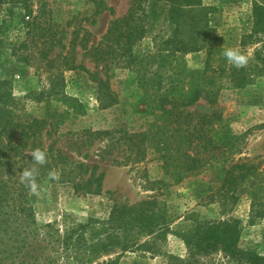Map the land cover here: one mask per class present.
Here are the masks:
<instances>
[{
	"label": "trees",
	"instance_id": "trees-1",
	"mask_svg": "<svg viewBox=\"0 0 264 264\" xmlns=\"http://www.w3.org/2000/svg\"><path fill=\"white\" fill-rule=\"evenodd\" d=\"M89 1L94 6L93 17L107 11L114 14L104 0ZM7 4L24 5L27 17L33 20L30 25L43 27L40 52L45 68L48 67L46 71L57 65L84 71L97 85L102 110L118 104L109 84V72L122 67L136 74L144 94L143 103L158 124L152 130L125 135L122 129L84 132L80 136L84 146L97 139L108 141V146L97 154L100 161L121 146H127L129 153L138 149L134 163H140L150 149H155L161 153L164 174L174 184H180L202 171L204 155L226 153L234 148V137L223 124L222 113L193 116L185 111L200 100L215 106L221 90L215 79H227L236 89L253 83L246 67L236 68L225 60V66L214 68L216 56L223 54V50L211 23L216 10L206 6L203 0H129L127 13L111 22L97 46L89 47L90 33L80 27L74 28L68 48L64 44V30L50 17L49 0H0V12ZM161 22L171 28L172 34L161 40L154 53L137 56V46ZM262 35L264 0H254L252 31L242 36L241 46L247 47L253 39L261 43ZM57 47L60 54L51 59ZM78 47L96 67H102L104 79L77 66ZM202 51L207 53L203 71H191L180 64L184 63V56ZM49 78L50 88L27 95L30 101L43 105L44 112L38 116L28 112L23 100L16 102L11 81L0 78V264H92L115 253L139 251L169 256L164 254V244L170 236L185 246L186 254L184 258L170 255L168 264H264V255L241 246L240 220H197L190 226L174 227L167 204L157 196L133 206L115 207L107 219L91 218L66 224L64 228L39 224L35 205L47 197L50 188L71 185L78 192L91 191L95 186L94 191L99 193L103 182V174L97 175V166L90 168L55 147L42 146L45 129L53 130L56 126L59 111L52 104L57 102L64 86L62 74L56 72ZM38 148L47 153L44 165L31 161L30 152ZM89 158L84 156L85 160ZM32 167L38 169L39 189L35 194L21 181L22 170ZM50 171H55L59 179L50 180ZM219 180L220 187L208 196L211 203L221 202L226 213L239 200L238 191L248 183L251 217L264 218V162L231 161L220 170ZM169 188L164 180L147 181L146 185V189L158 193ZM104 264L114 263L108 260Z\"/></svg>",
	"mask_w": 264,
	"mask_h": 264
},
{
	"label": "rangeland",
	"instance_id": "rangeland-1",
	"mask_svg": "<svg viewBox=\"0 0 264 264\" xmlns=\"http://www.w3.org/2000/svg\"><path fill=\"white\" fill-rule=\"evenodd\" d=\"M114 10L93 17L94 6L89 0H49L51 19L64 30V44L69 46L74 28H83L90 33L89 47H95L106 34L114 19L123 17L129 9V0H104ZM206 6L216 10L211 16L212 26L217 30L220 47L239 49L250 57L248 75L253 83L244 89L232 87L227 79H215L220 92L215 106L200 100L195 106L186 109L193 116L208 115L214 111L223 115V124L234 137L235 145L230 152L204 155L205 167L180 184H174L163 171L160 152L150 149L148 154L140 155L127 152V146H121L104 161L97 154L108 146V141L94 140L87 146L80 137L84 132L122 129L125 133H137L152 130L157 121L147 112L143 103V91H140L137 76L127 68H114L109 72L111 91L118 104L102 110L97 99V85L84 71L67 70L57 65L45 68L40 52V39L43 27L30 25L32 18L22 4H7L0 12V78L11 81L16 102H26L29 113L43 114L42 104L27 98L31 92H41L50 88V74H62L64 86L62 94L53 106L59 111L55 128L45 129L41 139L46 149L55 147L73 160L86 163L90 168L98 167V174H103L101 192L90 190L75 191L71 185H58L49 189L47 197L35 205L36 219L39 224H56L64 228L73 222H85L88 219H107L115 207L133 206L157 196L167 204L168 215L174 227L190 226L194 221H213L237 219L241 222V246L264 255V218L252 219L251 201L248 197V183L238 191L239 200L223 213L221 202L211 203L208 196L220 187V170L231 161L258 164L264 162V35L262 42L248 41V46H241L242 36L250 35L253 27L254 0H203ZM33 10L36 12L37 7ZM36 14V13H35ZM93 20L94 23H93ZM172 34L171 28L161 22L137 46V56L154 53L162 39ZM67 50V49H66ZM63 50V54L66 53ZM60 54L57 47L50 55L51 59ZM81 47L77 48V66L105 78L102 67L84 56ZM258 55L260 57H258ZM259 58V59H258ZM184 66L191 71H203L207 61L205 51L188 54L183 57ZM223 54L216 56L214 68L225 66ZM181 70V69H179ZM187 83V82H186ZM63 100V101H59ZM158 124V123H157ZM160 125V124H159ZM90 158L85 160L84 156ZM117 160L118 163H114ZM88 178V176H87ZM164 180L169 184L166 191L146 189L147 181ZM164 254L185 257V246L174 236L164 244ZM168 255L152 256L141 251L120 255L115 253L101 258L92 264H104L112 260L114 264H168ZM80 264V263H74Z\"/></svg>",
	"mask_w": 264,
	"mask_h": 264
},
{
	"label": "clouds",
	"instance_id": "clouds-1",
	"mask_svg": "<svg viewBox=\"0 0 264 264\" xmlns=\"http://www.w3.org/2000/svg\"><path fill=\"white\" fill-rule=\"evenodd\" d=\"M223 56L233 67L236 68L245 67L250 59L248 55L235 48H228L224 50ZM30 153L32 156L31 161H33L36 165H44L47 163L48 156L46 151L38 148ZM37 175L38 169L35 167L24 168L21 172V181L25 183L34 194L37 193L39 189L36 180ZM48 175L50 180L55 181L59 179V175L55 171H50Z\"/></svg>",
	"mask_w": 264,
	"mask_h": 264
}]
</instances>
